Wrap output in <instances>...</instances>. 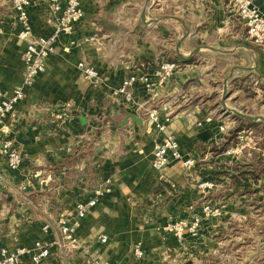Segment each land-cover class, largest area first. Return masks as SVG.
I'll list each match as a JSON object with an SVG mask.
<instances>
[{
    "label": "crops",
    "instance_id": "0c3cea01",
    "mask_svg": "<svg viewBox=\"0 0 264 264\" xmlns=\"http://www.w3.org/2000/svg\"><path fill=\"white\" fill-rule=\"evenodd\" d=\"M81 3L83 19L71 34L58 36L46 71L23 86L24 99L0 123L23 156L22 166L13 170L0 155V248L32 249L36 240L48 243L52 255L41 264H92L98 254L114 264H167L171 258L187 264L198 259L205 264H264V236L217 235L228 230L231 222L226 219L232 213H245L246 220L264 202V173H243L254 171L248 164L254 163L253 157L243 169H228L231 173L222 176L228 189L237 185L233 176L242 186L238 184L236 194L229 195L233 189L226 193L222 205L229 215L213 223L206 235H186L179 241L164 230L169 222L193 220L202 208V193L217 191L198 190L197 182L217 178L221 163L226 169L239 161L227 153L237 143L229 141L223 153L211 147L226 142L238 125L231 109L245 114L236 104L242 96L238 94L246 96L251 85L262 87L264 47L250 40L229 0ZM255 3L264 13V0ZM55 23L48 1L30 8L35 36L53 34ZM19 29L11 0H0V87L6 96L23 85L26 43L18 38ZM92 35L97 42H86ZM81 61L98 70L97 83L83 77ZM164 61L180 64L162 88L161 99L172 112L168 132L185 156L197 159L191 171L180 161L162 170L152 167L154 143L162 133L150 124L146 111L160 103L144 84L133 85L132 102L115 93L128 74H152ZM129 113L141 117L143 124L130 119L119 126ZM254 130L241 131L239 142L249 136L242 133ZM107 179L111 191L82 220L78 246L58 248L60 215L73 217L76 204L92 197ZM102 234L106 242L100 241ZM136 242L142 243L145 258L135 257ZM31 256L27 253L19 264H32Z\"/></svg>",
    "mask_w": 264,
    "mask_h": 264
},
{
    "label": "built area",
    "instance_id": "2783aa9c",
    "mask_svg": "<svg viewBox=\"0 0 264 264\" xmlns=\"http://www.w3.org/2000/svg\"><path fill=\"white\" fill-rule=\"evenodd\" d=\"M44 0H11L15 20L20 25L18 38L26 43L22 54L25 64L23 75V85L16 87L11 95L6 96L0 87V123L4 121L6 116L12 113L17 104L24 99V85H32L38 75L46 71V62L50 55L55 52V44L57 38L61 34H71L76 23L80 22L85 11L81 0H46L50 4L52 13L56 16L55 31L49 36H35L29 24L30 8ZM237 15L243 19L247 34L250 40L264 47V13L255 3V0H229ZM95 35L85 38L88 43L97 42ZM83 77L97 83L100 75L98 70L91 64L81 61L78 64ZM180 68V64L175 61H164L152 74L143 72L142 74H128L121 86L115 91L118 95H123L125 101L132 102L133 94L131 88L136 82L144 84L146 91L153 100L159 101L158 108H152L146 111L147 119L153 128L162 133V137L154 143L152 167L155 170H162L172 162L180 161L184 167L191 171L197 165V159L194 156H185L180 148L178 139L168 132V122L172 118L170 105L161 99L162 88L167 81L174 76ZM161 110V111H160ZM226 130L225 125L220 126V131ZM253 141V139H251ZM246 142H238L234 149H228L227 153L232 154L234 151H242L247 147ZM0 155L3 156L10 169H19L23 164V156L16 148L12 137L0 129ZM200 188L210 192L219 187L216 182L205 181L199 185ZM111 191L110 180L103 181L98 188L95 189L94 195L87 200L78 202L75 206V214L68 217L65 214L60 215L59 226L61 231V239L57 242L58 248L74 249L79 244L77 232L82 225V220L86 217L90 208L97 205L100 198ZM204 214L195 217L190 224L186 221H172L164 226V230L172 233L179 241L183 240L187 231L200 229L203 218H212L220 214V210L216 207L206 205L203 208ZM100 241L106 242L108 237L105 234L99 236ZM52 245L36 240L32 249L17 246L14 249L7 247L0 248V264H19L22 258L32 252V264H41L52 255ZM133 252L137 258H145L146 252L141 242L134 244ZM92 264H114L106 259L103 255L98 254L93 258Z\"/></svg>",
    "mask_w": 264,
    "mask_h": 264
},
{
    "label": "rangeland",
    "instance_id": "374dc122",
    "mask_svg": "<svg viewBox=\"0 0 264 264\" xmlns=\"http://www.w3.org/2000/svg\"><path fill=\"white\" fill-rule=\"evenodd\" d=\"M261 86L259 89L258 87H253L252 85L250 88H246V96L243 95V93H240L238 95V100L236 101V104L239 106L238 108H240L241 110H243V112H247L248 115L253 114L254 116H259V115H264V82L262 81ZM257 90L259 91V93H257ZM239 109V110H240ZM260 121H264V120H260ZM249 132V131H248ZM242 133L244 136L245 135H249L247 136V139L245 137H242V141L241 142H246L248 145L245 149H243L242 151H234L232 152V154H230L231 156H233L234 158L233 161L235 160H239L238 162H233L231 163L229 166H227V168L225 169V164L221 163V168L220 170H218V172L216 171V176H218L217 178L214 177H209L206 179H203L199 182L196 183V189L201 190V191H206L205 189H202L199 187V185L205 181H213L216 182L219 187L217 188V191L214 194H204L202 193V195L205 196V198L202 201V208L199 212L194 213L193 215V219L197 216L203 215L204 211L203 208L206 205H210L211 207H216L220 210V214L212 217V218H208L205 217L203 218V224L200 227V229H198L195 233L194 231H187L186 235H191V236H195V237H199L201 235H206L207 231H210V226L213 223H217L218 221H220L222 218H224L225 216L229 215L228 213L225 212V207L222 205L223 201H225L226 198V193H228L231 189H233V184L230 187V189H228V185L224 184V180L222 179V176H227L226 174L231 173L230 171H228V169H232V171H239L241 169H243L245 167V165L249 162V160L247 158H252L254 159V163H248L251 169H254L256 171V173L259 171L261 172L264 169V157L262 155V159L258 158V155L262 153L261 151V141L264 138V124L261 123L260 126H258L256 128V130L252 131L251 133ZM250 138L253 139L250 140ZM239 142V141H238ZM233 144L235 145L236 143L233 142ZM236 147H232L231 149L235 150ZM250 153V154H249ZM238 158V159H236ZM228 160V159H227ZM197 166V165H196ZM219 175H218V174ZM240 173V172H239ZM233 183V182H232ZM258 202H256L257 204ZM226 213V214H225ZM242 215H245V213ZM241 215V212L237 213L234 212L232 213L229 218H227L226 220L230 221L231 223L229 224L228 230H226L223 233H218L217 235H221V236H236L238 234V232L240 234H244L246 237H251V236H264V202L261 201V203H259V205L257 204V206L255 208H253V211L251 212V214L249 216H247L246 220L243 218V216ZM179 220H183L186 221L188 224L191 223L192 220L190 219H186V218H181L175 221H179ZM243 220H245L246 224L244 229H240V223L241 225H243ZM205 225V226H204ZM140 259V258H139ZM142 259V258H141ZM197 264L202 263L205 264L204 259L203 260H196ZM167 264H187V262H179V260L177 259L176 261H174L171 258V262L167 263Z\"/></svg>",
    "mask_w": 264,
    "mask_h": 264
},
{
    "label": "trees",
    "instance_id": "16d2710c",
    "mask_svg": "<svg viewBox=\"0 0 264 264\" xmlns=\"http://www.w3.org/2000/svg\"><path fill=\"white\" fill-rule=\"evenodd\" d=\"M234 116L238 120V125L231 130L230 135L227 138L226 142H224L219 147L217 145H213L211 147V150L213 152H215V153H223V152H225L229 148L228 147L229 141H233L235 143H238V141H239L238 140V135L240 134L241 131H245L246 132V131H249L251 129H256L258 126H260L261 123L264 124V121H258L257 122V121H252V120H249V119H246V118H242V117H240L238 115H234ZM260 145H261L260 146L261 149L264 151V138L262 139ZM259 157H260V159L263 158L262 155H260ZM247 168H249V167H247ZM261 172L264 173V169ZM261 172L258 171L256 173L255 170L254 171H250V169H246L245 171H243L244 174H246V173H249V174L252 173V175L254 177H257V175H259V173H261ZM233 177H234V183L235 184H239L240 186H242L241 179L238 178V177H235V176H233Z\"/></svg>",
    "mask_w": 264,
    "mask_h": 264
},
{
    "label": "water",
    "instance_id": "95a60500",
    "mask_svg": "<svg viewBox=\"0 0 264 264\" xmlns=\"http://www.w3.org/2000/svg\"><path fill=\"white\" fill-rule=\"evenodd\" d=\"M232 112L236 113L237 115L243 117V118H246V119H249V120H252V121H260V120H264V115H259V116H252V115H248V114H244L240 111H237L235 109H231ZM132 120L133 122L137 123V124H143V119L139 116H136L135 114L133 113H129L125 116V118L121 121V123H119L118 125L119 126H125L127 123H129V120ZM240 190V187L239 185L237 184L235 186V188L233 190L230 191L229 195H233V194H236L238 193Z\"/></svg>",
    "mask_w": 264,
    "mask_h": 264
}]
</instances>
